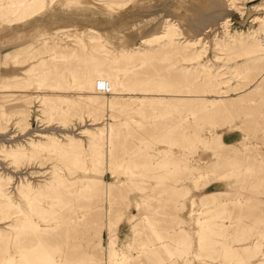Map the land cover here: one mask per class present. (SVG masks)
Segmentation results:
<instances>
[{"label": "rangeland", "instance_id": "obj_1", "mask_svg": "<svg viewBox=\"0 0 264 264\" xmlns=\"http://www.w3.org/2000/svg\"><path fill=\"white\" fill-rule=\"evenodd\" d=\"M0 264H264V0H0Z\"/></svg>", "mask_w": 264, "mask_h": 264}, {"label": "crops", "instance_id": "obj_2", "mask_svg": "<svg viewBox=\"0 0 264 264\" xmlns=\"http://www.w3.org/2000/svg\"><path fill=\"white\" fill-rule=\"evenodd\" d=\"M45 9V8H44ZM19 22H22V21H19ZM62 31L61 32H63V29H61ZM60 32V31H59ZM112 60V59H111ZM70 62H72V64H70L69 62H68V60H66V61H64V58H60V61H59V63H60V78H62L63 76H64V74H65V72H64V68H66L67 70H68V72L67 73H71V74H73L71 71H69V68H77V64L79 63V61L78 60H76V61H74V60H72V61H70ZM74 62H75V64H74ZM111 63L112 62H114V63H116V65L118 64L119 65V63H121V61L120 60H113V61H110ZM110 62H108V63H110ZM122 64V63H121ZM122 65H124V64H122ZM113 66V65H112ZM97 73V72H96ZM96 73H92L91 75H95ZM88 75H90V74H88ZM80 79V81L82 80V78H79ZM90 81H92V79H90ZM62 85V84H61ZM125 88V86H123L122 84H119L118 85V91L116 92V93H121V91L123 90ZM81 90H83V89H81ZM83 91H85V90H83ZM82 92V91H81ZM114 92V93H115ZM88 95H90V93H87ZM65 96H66V100L67 101H71V99H73V98H75L73 95H68L67 93H65ZM64 99V91L63 90H61V99H60V101H61V105L63 106V104H64V102H65V100H63ZM66 101V102H67ZM132 232V231H131ZM131 232H130V234H131ZM191 232V231H190ZM127 250V249H126Z\"/></svg>", "mask_w": 264, "mask_h": 264}, {"label": "built area", "instance_id": "obj_3", "mask_svg": "<svg viewBox=\"0 0 264 264\" xmlns=\"http://www.w3.org/2000/svg\"><path fill=\"white\" fill-rule=\"evenodd\" d=\"M95 89H97L98 91H102V92H109L110 90V85L108 80L99 78L96 80L95 83Z\"/></svg>", "mask_w": 264, "mask_h": 264}, {"label": "bare ground", "instance_id": "obj_4", "mask_svg": "<svg viewBox=\"0 0 264 264\" xmlns=\"http://www.w3.org/2000/svg\"><path fill=\"white\" fill-rule=\"evenodd\" d=\"M102 79H104V78H102ZM105 80H107V79H105ZM108 82H109V80H108ZM109 85H110V82H109ZM94 89H95V85H94ZM95 92L99 93V94H103V95H111L113 93V87L110 85L109 92H102V91H98L97 89H95Z\"/></svg>", "mask_w": 264, "mask_h": 264}]
</instances>
